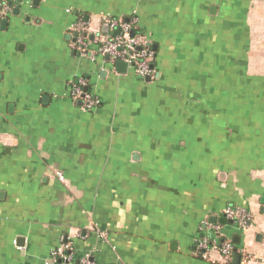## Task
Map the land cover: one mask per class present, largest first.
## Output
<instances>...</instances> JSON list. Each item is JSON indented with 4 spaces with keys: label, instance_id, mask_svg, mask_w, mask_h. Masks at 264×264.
<instances>
[{
    "label": "crops",
    "instance_id": "crops-1",
    "mask_svg": "<svg viewBox=\"0 0 264 264\" xmlns=\"http://www.w3.org/2000/svg\"><path fill=\"white\" fill-rule=\"evenodd\" d=\"M4 1L0 264H264V0ZM130 17L148 81L99 51Z\"/></svg>",
    "mask_w": 264,
    "mask_h": 264
},
{
    "label": "built area",
    "instance_id": "built-area-1",
    "mask_svg": "<svg viewBox=\"0 0 264 264\" xmlns=\"http://www.w3.org/2000/svg\"><path fill=\"white\" fill-rule=\"evenodd\" d=\"M5 1L1 0L0 5H4ZM111 28H120L122 34H116L114 36L105 38L99 43V51L110 58L111 61L115 62L121 60L127 63L134 71L140 76L151 75V60L153 52L147 46L146 38L144 36L133 35L130 36L131 25L121 19L110 18L108 20ZM81 44H84L80 40ZM85 81L83 79L78 80V84L75 86V98L81 99L82 108L88 110L92 105V97L83 91ZM59 179H63L60 172L55 173ZM226 218L235 219L237 224L241 228H245L246 221L248 220V214L239 208L228 207L224 210ZM99 237H103L104 233L101 231L97 232ZM233 245L227 241L220 248L219 252L226 259L229 253L233 251ZM248 255H243L241 264H246L248 261ZM58 260V264H74V255L72 252H65L63 248L56 249L52 253V261ZM81 264H91L89 256L85 254L80 259Z\"/></svg>",
    "mask_w": 264,
    "mask_h": 264
},
{
    "label": "water",
    "instance_id": "water-1",
    "mask_svg": "<svg viewBox=\"0 0 264 264\" xmlns=\"http://www.w3.org/2000/svg\"><path fill=\"white\" fill-rule=\"evenodd\" d=\"M37 1V0H36ZM1 23L3 24H5L6 23V20L5 19H1ZM113 33H114V35H116V34H122V32H121V29L120 28H117V29H115L114 31H113ZM130 36H133L134 34H135V31L132 29L131 31H130ZM152 48H154V45H153V47ZM108 57V56H107ZM115 67L119 70V71H125V68H126V62H124V61H121V60H117V61H115ZM153 67V65L151 64L150 65V68H152ZM145 80L146 81H148V80H150V75H146L145 76ZM86 87H84L83 88V91H86ZM80 103H81V101H79ZM263 200H264V198H263ZM211 220L212 221H215V217H212L211 218ZM220 222L221 221H223L222 219H220L219 220ZM239 259H240V256L237 254V253H234V255H233V263L234 264H239Z\"/></svg>",
    "mask_w": 264,
    "mask_h": 264
},
{
    "label": "trees",
    "instance_id": "trees-1",
    "mask_svg": "<svg viewBox=\"0 0 264 264\" xmlns=\"http://www.w3.org/2000/svg\"><path fill=\"white\" fill-rule=\"evenodd\" d=\"M121 20H123V21H128V23L131 25V29H133L134 31H135V35H139V36H141L140 34H139V31H138V27H137V25L135 24V23H133L134 21H132V19H131V17L129 18V19H121ZM144 36V35H143ZM154 55H155V53H153V55H152V60H151V63L153 62V60H154ZM153 71H151V74H153L152 73ZM91 97H92V104H93V106H95V105H97V103L95 102V97L93 96V95H91ZM69 249L71 250V248L69 247ZM72 252V251H71ZM73 255H74V253H72ZM56 263L55 264H58V260H56L55 261ZM74 264H77L76 263V257L74 256Z\"/></svg>",
    "mask_w": 264,
    "mask_h": 264
}]
</instances>
